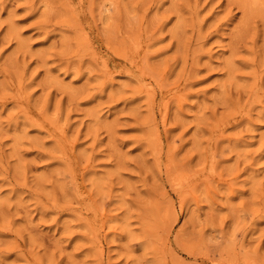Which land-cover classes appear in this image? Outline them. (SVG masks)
Wrapping results in <instances>:
<instances>
[{
  "label": "rangeland",
  "instance_id": "obj_1",
  "mask_svg": "<svg viewBox=\"0 0 264 264\" xmlns=\"http://www.w3.org/2000/svg\"><path fill=\"white\" fill-rule=\"evenodd\" d=\"M0 264H264V0H0Z\"/></svg>",
  "mask_w": 264,
  "mask_h": 264
}]
</instances>
